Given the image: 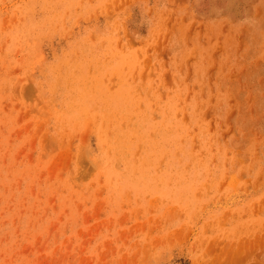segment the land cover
<instances>
[{
  "label": "rangeland",
  "instance_id": "obj_1",
  "mask_svg": "<svg viewBox=\"0 0 264 264\" xmlns=\"http://www.w3.org/2000/svg\"><path fill=\"white\" fill-rule=\"evenodd\" d=\"M0 264H264V0H0Z\"/></svg>",
  "mask_w": 264,
  "mask_h": 264
}]
</instances>
